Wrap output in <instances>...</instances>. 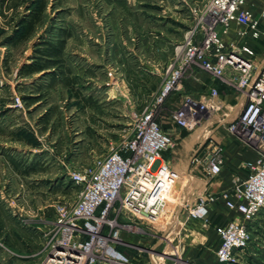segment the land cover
Wrapping results in <instances>:
<instances>
[{"label":"rangeland","instance_id":"374dc122","mask_svg":"<svg viewBox=\"0 0 264 264\" xmlns=\"http://www.w3.org/2000/svg\"><path fill=\"white\" fill-rule=\"evenodd\" d=\"M206 1L0 0V263L43 264L60 233L57 207L78 199L71 173L95 166L133 134L132 114L154 102L193 9ZM65 32L68 74L56 67L25 74ZM174 97L155 111L160 124L179 108ZM115 217L131 244L118 245L121 252L141 262L161 255V225ZM259 230L249 232L244 256L226 264H264Z\"/></svg>","mask_w":264,"mask_h":264},{"label":"built area","instance_id":"2783aa9c","mask_svg":"<svg viewBox=\"0 0 264 264\" xmlns=\"http://www.w3.org/2000/svg\"><path fill=\"white\" fill-rule=\"evenodd\" d=\"M246 4L247 0H207L204 8L193 9V23L175 49L154 102L132 114L133 134L95 166L71 173L80 189L78 199L57 207L60 233L48 244L43 264H162L159 260L166 258L171 264H196L176 254L171 230L180 206L187 219L214 224L220 263L236 260L249 242L247 223L264 211V61L256 60L258 42L264 40V6L256 18ZM233 24L242 27L241 41L228 44ZM199 69L242 95L238 115L224 124L228 135L256 151L257 157L238 164L244 177L235 179L232 189L220 194L206 191L190 204L181 195L185 187L193 179L208 184L219 175L227 163L225 147L207 137L194 150L187 171L179 172L163 159L176 140L156 121L155 111L172 93H180V106L169 116L189 132L200 129L220 104L217 87L197 97L184 93L185 73ZM221 200L236 216L214 222L209 205ZM116 211L162 226L167 244L159 257L133 261L117 248L131 244L121 237L117 217L110 219Z\"/></svg>","mask_w":264,"mask_h":264},{"label":"crops","instance_id":"0c3cea01","mask_svg":"<svg viewBox=\"0 0 264 264\" xmlns=\"http://www.w3.org/2000/svg\"><path fill=\"white\" fill-rule=\"evenodd\" d=\"M263 6L264 0H247L246 4V7L251 10L256 18L259 17ZM236 26L238 30L242 28L233 24L230 34L226 37L228 44L241 41V38L238 39L236 37L238 35V31H234ZM257 51L256 60L262 63L264 61V40L258 42ZM63 68H61V71L68 74V69L66 71V68ZM66 82L68 85L72 84L69 77H67ZM184 83V93L195 97L207 93L212 87H217L220 109L196 132H189L173 123L169 124L166 121L170 118L168 117L169 113H164V120L161 126L175 138L176 145L163 153V159L179 172L185 173L194 150L201 143H204L207 137H214L223 143L227 159V163L221 173L211 178L208 184L200 179H193L185 187L183 194H181L183 200L188 201L190 204H195L200 195L206 191L220 194L232 189L235 179L244 177V171L236 169L238 164L245 160L256 159L257 153L253 149L241 146L226 131L224 122L236 118L241 109L242 95L237 90L230 88L223 81L213 78L209 73L200 69L190 71ZM173 94L175 103H180V93ZM209 209L210 217L214 222L221 219H231L236 216L234 211H229L226 208L223 200L210 204ZM263 226L264 211L253 222L247 223L250 233L251 231H260L259 228L262 229ZM173 230L175 245L182 255V257L180 256L182 259L196 264H222L218 261L216 254L219 246V235L215 230L214 224L204 225L201 221L187 219L186 212L180 206L171 231ZM162 235H166V233L164 232ZM243 252H238L239 257L244 256Z\"/></svg>","mask_w":264,"mask_h":264},{"label":"trees","instance_id":"16d2710c","mask_svg":"<svg viewBox=\"0 0 264 264\" xmlns=\"http://www.w3.org/2000/svg\"><path fill=\"white\" fill-rule=\"evenodd\" d=\"M31 27V25L28 26V30H30ZM70 36L69 32H65L56 41L48 42L44 53L45 57H42L44 60L34 68H26L27 71L25 74H31L51 67L60 68L61 70V68L64 67V50Z\"/></svg>","mask_w":264,"mask_h":264}]
</instances>
